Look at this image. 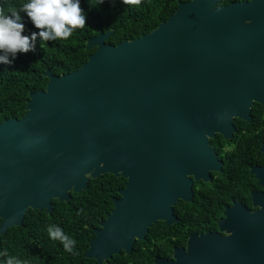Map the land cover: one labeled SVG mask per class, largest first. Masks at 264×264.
I'll return each instance as SVG.
<instances>
[{"label": "water", "instance_id": "1", "mask_svg": "<svg viewBox=\"0 0 264 264\" xmlns=\"http://www.w3.org/2000/svg\"><path fill=\"white\" fill-rule=\"evenodd\" d=\"M221 3H180L158 29L118 46L100 29L80 70L44 73L26 115L0 123V236L107 174L127 183L86 258L130 255L157 222H177L175 204L192 201L189 177L221 171L210 140L232 139L235 120L264 105V0ZM252 173L264 186V168ZM256 205L226 214L237 228L229 238L206 235L191 255L157 264H264V197Z\"/></svg>", "mask_w": 264, "mask_h": 264}, {"label": "trees", "instance_id": "2", "mask_svg": "<svg viewBox=\"0 0 264 264\" xmlns=\"http://www.w3.org/2000/svg\"><path fill=\"white\" fill-rule=\"evenodd\" d=\"M190 1L140 0L139 4H128L121 3V0H105L103 5L96 7V0H81V7L88 14L84 28L75 30L68 40L38 41L36 52L18 54L12 65H0V123L21 120L26 115L29 94L47 88L49 80L44 76L47 70L58 77L80 70L97 51V48L88 50L87 44L100 29L105 33L113 32L107 44L118 46L152 33L176 13L180 3ZM243 1L252 0H222L221 5ZM23 2L0 0V11L7 13ZM30 29L32 26L26 21V31ZM235 126L246 130V133H241L243 144H262L264 105H254L251 122L236 120ZM126 183L124 178L107 174L91 180L88 188L81 193H71L69 202L54 200L52 214L30 209L22 227H13L0 236V250H7L22 264H97L85 254L94 239V230L101 228L100 223L113 211L114 200L121 198L120 191L125 189ZM50 225L59 226L76 241L73 252H66L58 240L49 239L47 229ZM154 227L156 225L150 229L149 235ZM140 243L137 241L135 244L136 252ZM4 259L0 257V264H4ZM115 259L110 262L123 264ZM108 262L103 264H110Z\"/></svg>", "mask_w": 264, "mask_h": 264}, {"label": "flooded vegetation", "instance_id": "3", "mask_svg": "<svg viewBox=\"0 0 264 264\" xmlns=\"http://www.w3.org/2000/svg\"><path fill=\"white\" fill-rule=\"evenodd\" d=\"M251 129L258 133L256 129ZM241 133H246V130L236 128L232 139L227 140L218 134L210 140L209 147L221 163V171H211V179L207 182L189 177L193 181L192 201L180 200L175 204L173 210L177 222L172 225L157 222L152 234L148 233L141 241L137 252L134 245L130 255L122 252L118 260L116 255L111 261L115 259L123 264H157L156 260L175 262L176 255L187 256L191 255V250L196 251L197 248H190L206 235L227 239L235 234L237 228L225 222L226 214L234 208L255 213L261 208L256 205L259 197H264V186L252 173L254 169L264 168V142L260 145L243 144ZM108 263L114 264L110 260Z\"/></svg>", "mask_w": 264, "mask_h": 264}, {"label": "clouds", "instance_id": "4", "mask_svg": "<svg viewBox=\"0 0 264 264\" xmlns=\"http://www.w3.org/2000/svg\"><path fill=\"white\" fill-rule=\"evenodd\" d=\"M105 0H96V7ZM121 3L139 4L140 0H121ZM88 14L81 7V0H24L15 9L0 11V65H12L18 54L36 52L37 42L68 40L73 32L86 25ZM26 21L32 29L26 31ZM51 240H58L66 252H73L76 241L66 235L62 228L50 225L47 229ZM4 264H22L0 250Z\"/></svg>", "mask_w": 264, "mask_h": 264}]
</instances>
